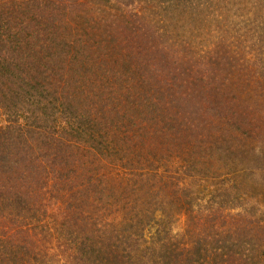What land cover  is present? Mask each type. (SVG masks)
<instances>
[{
	"label": "trees",
	"instance_id": "16d2710c",
	"mask_svg": "<svg viewBox=\"0 0 264 264\" xmlns=\"http://www.w3.org/2000/svg\"><path fill=\"white\" fill-rule=\"evenodd\" d=\"M74 1L0 0V264H264V0Z\"/></svg>",
	"mask_w": 264,
	"mask_h": 264
},
{
	"label": "rangeland",
	"instance_id": "374dc122",
	"mask_svg": "<svg viewBox=\"0 0 264 264\" xmlns=\"http://www.w3.org/2000/svg\"><path fill=\"white\" fill-rule=\"evenodd\" d=\"M75 1L74 0H63V5H64V7H66L65 9H66V13H68V11L71 9L70 8V6L72 7V10L75 12L76 11V6L73 4ZM78 2H80L79 0H78ZM71 12V11H70ZM72 14H74L73 12H71ZM71 19H73V20H77L76 19V17H70L69 15L67 16V19H66V22H70V23H72V24H74L72 21H71ZM209 115H211L210 113H207V116H209ZM218 119H216L215 121L216 122H218L217 121ZM210 121V120H209ZM209 199V196L207 195L206 196V198L204 199V202H206L207 200ZM202 203L203 204V206L202 207H205L206 206V204L205 203ZM205 210L206 209H203L202 210V213L204 214L205 213ZM168 226H171L170 228L172 229V234H175V233H177V232H179V233H183V231H187L188 230V227H190L191 226V224L189 223V221H188V218H187V216H179L178 218H175L174 220H173V222L172 223H170V224H168ZM154 231H152V232H149L148 231V233H147V235L149 234H151V233H153Z\"/></svg>",
	"mask_w": 264,
	"mask_h": 264
}]
</instances>
